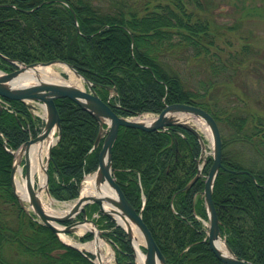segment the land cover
I'll return each mask as SVG.
<instances>
[{
  "label": "trees",
  "instance_id": "obj_1",
  "mask_svg": "<svg viewBox=\"0 0 264 264\" xmlns=\"http://www.w3.org/2000/svg\"><path fill=\"white\" fill-rule=\"evenodd\" d=\"M194 3L197 10L186 0H148L141 6L113 0L108 9L93 0H0V68L15 67L8 58L64 60L94 82L103 99L110 95L108 86L116 87L110 103L123 116L159 113L175 102L209 111L222 137L223 166L213 188L220 231L238 257L264 264V101H255L262 111L252 109L225 86L236 82L258 52L244 43L223 57L220 34L202 12L203 2ZM193 62L202 73L194 83L179 64ZM221 83L225 90L219 95ZM8 101L13 110L0 112V264H95L93 254L64 243L15 193L12 150L41 127L24 101ZM55 101L62 134L52 147L49 190L58 200H71L85 174L97 168L102 142L93 145L100 122L69 97ZM201 148L199 137L178 124L163 130L121 126L113 145L116 180L142 213L166 264H226L211 249L198 218H208L199 198L204 179L185 189L197 173ZM212 162L208 156L204 173ZM98 224L120 264H136L126 230L103 214ZM92 238L89 231L79 237Z\"/></svg>",
  "mask_w": 264,
  "mask_h": 264
},
{
  "label": "water",
  "instance_id": "obj_2",
  "mask_svg": "<svg viewBox=\"0 0 264 264\" xmlns=\"http://www.w3.org/2000/svg\"><path fill=\"white\" fill-rule=\"evenodd\" d=\"M9 59V58H8ZM11 60V59H9ZM56 61L64 62L68 66H70L77 74L81 75L85 82L87 83L88 88H80L73 85L60 84L55 83L50 80H39L31 85H22V86H14L11 84V81L23 70L25 66H36L37 64L48 65L52 64ZM16 65V61H12ZM24 66L18 65L17 68L11 71L1 70L0 73V97H4L12 100H21L26 102L27 106L31 108H35V103H44L47 111V115L45 118V125L43 129L34 137H30L26 140L22 146L20 147V151L24 154L25 161V176L30 179V170H29V158H28V149L30 145L38 140L44 139L47 137L54 128H57V137L54 143L51 144L49 148L48 154V163L50 160H53L52 157V147L59 140L62 129H61V118L60 113L58 111L56 105V98L69 97L73 101L77 102L83 108L89 110L100 122V131L95 140L94 147H97L104 136L101 150L99 152V161L97 169L94 171L96 176V186L98 188L99 195L98 196H82L79 195L77 201L72 210L64 215H54L46 212L37 198V189H35L32 185H30V201L33 207L34 212L39 217L40 221H42L47 226L51 227L57 234L60 232H74L77 225L84 222L92 223L96 229L98 234L106 238L104 233L100 228H98L97 223L93 219H89L87 217V204L97 203L99 205V211L108 217L114 219L118 224H121L117 221V219L108 211L105 210V205H113L116 207V211L122 217L132 221L135 223L140 229L143 239L145 241L146 248V257L144 264H166V259L161 249L159 248L152 232L150 231L148 225L144 221L142 217V213L138 212L137 209L130 203V201L125 196L123 190L119 186L116 176H115V168L112 163V150L115 140L118 137L119 129L121 126L126 127H135L141 128L144 130H155V129H165L173 124L181 125L189 130H192L197 136H199L202 144V152L201 156L205 157V143L202 138V134L200 130L197 128L195 124L188 122L189 120L181 119L178 114H191L197 116L205 121V123L209 126L213 141V163L208 171V174L205 179L204 190L201 195L205 199V204L209 216V230H208V242L210 244L211 249L226 264H257L253 261L246 260L236 256L232 248L226 243L225 239L222 237L220 232V222L219 217L217 215L216 205L213 199V186L214 180L219 169L223 166L222 163V138L221 132L218 125V122L214 118V116L205 110L204 108L186 102H175L168 104L156 118L151 121H146L142 119H134L125 116H120L117 114L112 105L104 100L95 90V84L87 79L84 75H82L72 64L63 61V60H50V61H36L29 64H24ZM114 91L117 92V88H113ZM2 111V106L0 107V112ZM109 120V122H106ZM103 123H108V128L103 127ZM199 158V160H200ZM198 160V162H199ZM199 165V163H198ZM48 167H46V186L47 191L49 193L48 181L49 174L47 171ZM16 170V159L12 168V177H13V185L15 187L14 182V174ZM201 170L198 168V171L194 178L185 186V189H189L190 186L200 178ZM109 183L112 188L115 189L117 198H114L112 193H110L106 188L103 187V184ZM18 195V194H17ZM20 201L22 199L18 195ZM23 204V202H22ZM24 205V204H23ZM79 213L83 214V218L80 220L72 221L67 225H62L63 222H68L74 219ZM57 225H62V228H59ZM126 231L128 232L129 238L132 240V233L130 230L124 226ZM95 233L94 229H90ZM219 239H223L226 243L227 252H222L217 247L216 241ZM69 244V243H68ZM85 253L84 248H79L77 245L70 244ZM98 255L96 254V257ZM93 261L97 263L95 259ZM116 264H119L118 259L116 258Z\"/></svg>",
  "mask_w": 264,
  "mask_h": 264
},
{
  "label": "bare ground",
  "instance_id": "obj_3",
  "mask_svg": "<svg viewBox=\"0 0 264 264\" xmlns=\"http://www.w3.org/2000/svg\"><path fill=\"white\" fill-rule=\"evenodd\" d=\"M58 60V59H51ZM50 61V60H48ZM23 66V65H22ZM65 71L68 76L62 75V71ZM1 73V70H0ZM39 80H50L55 83L73 85L80 88H83V77L77 74L70 66L64 62L56 61L52 64L42 65L37 64L36 66H25L23 70L11 81V84L14 86L22 85H31ZM44 109L42 116L45 118L47 115L45 104H42ZM134 119H142L146 121H151L152 117L149 113L140 114L138 116L132 117ZM109 122V120H106ZM209 134L211 131L209 129ZM57 128L44 139L33 142L28 149V158H29V170H30V179L26 178L24 174V165L22 164L24 154L19 150L16 151V171L14 175V182L16 191L19 194L23 202H28L30 208L32 207L30 201V185L37 189V198L41 202L44 210L50 214L54 215H64L73 209L75 205L74 202H64L58 205L57 200L53 198L47 191L46 186V167L48 165V154L49 148L52 143L56 140ZM211 136V135H210ZM96 176L95 172L87 174L84 178L81 195L86 196H98L99 190L96 186ZM103 187L106 188L114 198H117L116 191L110 186L109 183L103 184ZM105 210L110 212L119 223L126 226L132 233L133 244L136 249L137 261L138 264H144L146 253L140 247V242L143 241V236L138 228V226L132 221L122 217L116 211V207L113 205H105ZM59 228H62V225H57ZM89 228L94 229V226L91 223L84 222L78 225V232L82 230H87ZM95 230L96 236L93 240L88 242H80L74 238L68 236L67 234L60 232V236L66 242L77 245L80 248H85L95 254H97L96 261L100 264H112L115 260V251L113 247L102 237L99 236L98 232ZM217 247L222 252H227L226 243L223 239L216 241Z\"/></svg>",
  "mask_w": 264,
  "mask_h": 264
},
{
  "label": "rangeland",
  "instance_id": "obj_4",
  "mask_svg": "<svg viewBox=\"0 0 264 264\" xmlns=\"http://www.w3.org/2000/svg\"><path fill=\"white\" fill-rule=\"evenodd\" d=\"M132 1V0H130ZM148 0H135L138 5H144ZM151 4L157 3L159 1L166 0H149ZM188 2L189 8L195 7L194 0H186ZM203 2L204 9L203 13L210 18L212 26L219 32V37L216 39L217 44L224 48L223 57L229 52V50H236L243 46L244 43H250L254 49L257 50L258 54L250 57L251 64L241 68V75L236 79V82L227 84L225 86L231 87L230 90L237 92L242 97H244L248 102H250V107L252 109L262 111L260 106L255 104V101H264V0H200ZM94 3L102 5L105 9H108L112 4L113 0H93ZM150 5V4H149ZM197 10V8L195 7ZM180 66L185 67L183 74L186 78H191L193 83L202 74L200 73V67L197 66L195 62L186 64L179 63ZM62 71V75L68 76V74ZM83 85L87 88L85 81ZM218 94L224 92L223 83L218 85ZM216 88V90L218 89ZM226 96V95H225ZM225 96L221 95V98ZM35 116L39 117L40 126L44 121V117L38 116L35 112L42 115L43 107L37 104V108L32 109ZM152 118L156 117L157 114H151ZM183 119H188L190 123L196 124L202 131L204 140L206 142V155L209 156L213 153V142L209 134V128L205 121L197 116L191 114L182 115ZM18 151V150H17ZM16 153V151H15ZM16 158V154H15ZM24 165V161H22ZM200 198H202L200 196ZM203 199V198H202ZM76 199L60 201L57 200L58 205L64 202H74ZM25 207L28 210L30 208L28 202H24ZM98 216H96L97 218ZM78 218V217H77ZM76 218V219H77ZM87 230H82L78 232V229L73 233L67 234L68 236L79 240V237L85 234ZM114 249L112 243L106 240ZM145 241L140 242V247L143 249ZM112 264H116L115 260Z\"/></svg>",
  "mask_w": 264,
  "mask_h": 264
}]
</instances>
